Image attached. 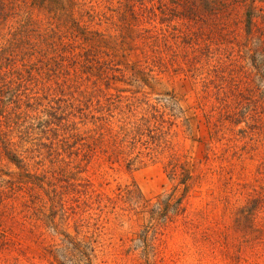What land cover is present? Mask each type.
Masks as SVG:
<instances>
[{
    "label": "rangeland",
    "instance_id": "obj_1",
    "mask_svg": "<svg viewBox=\"0 0 264 264\" xmlns=\"http://www.w3.org/2000/svg\"><path fill=\"white\" fill-rule=\"evenodd\" d=\"M200 1L3 0L9 10L4 43L19 55L28 50L51 59L43 83L53 92L45 102L56 119L69 122L68 130L93 128L98 110L122 121L176 102L183 118L163 125L172 127L176 149L194 158L197 140H206L220 157L212 153L210 176L191 192L186 216L162 231L127 195L139 191L153 199L173 189L166 159L149 154L151 143L138 144L133 158L143 155L133 164L104 156L84 162L80 176L96 194L86 201L71 193L66 213L58 199L51 207L45 192L20 183L0 206V264H264V215L247 212L264 194V118L248 137L226 132L219 142L198 109L203 82L211 80V52L243 36L245 10L222 33L206 21ZM0 167L9 176L20 173L6 161Z\"/></svg>",
    "mask_w": 264,
    "mask_h": 264
},
{
    "label": "trees",
    "instance_id": "obj_2",
    "mask_svg": "<svg viewBox=\"0 0 264 264\" xmlns=\"http://www.w3.org/2000/svg\"><path fill=\"white\" fill-rule=\"evenodd\" d=\"M200 4L207 15L206 21L222 33H228L229 28L238 24V12L245 10L243 36L235 34L229 49L221 45L211 52V80L203 82V99L198 108L210 136L216 134L221 142L226 132H232L244 139L250 135L248 129L264 118L261 94L264 90V0H201ZM8 13L6 4L0 0V166L6 161L20 173L9 176L0 167V206L8 193L15 195L18 185L25 182L45 192L51 207L58 199L62 212L66 213L70 209L68 195L71 193L81 199L85 197L86 201L96 194L91 181L80 176L85 173L84 162L88 164L94 157L104 156L106 162L129 159V164H133L143 155L138 152L133 158L138 144L151 143L154 148L147 147L151 150L149 154L158 152L166 159L165 171L173 189L153 199H146L139 191L137 194L128 190L127 195L138 213L154 220L152 227L156 230H166L177 219L185 217L191 192L201 188L210 176L212 153L220 157L211 148L210 141L197 140L194 158L176 149L172 127L163 126L174 125L171 118H183L184 112L181 108L176 110V102L162 108L148 106L143 118L131 114L122 121L112 115L107 118L104 110H98L101 116L95 119L93 128L68 130L69 122L56 119L52 104L45 102L53 92L51 86L43 83L51 59L39 55L43 58L38 60L39 56L28 50L20 51L19 55L16 46L5 45ZM186 122L190 129L189 121ZM242 124L246 129H238ZM236 143L230 139L227 145L234 148ZM64 152L73 158L66 159ZM41 199L48 205L45 197ZM247 212L252 216L257 212L264 215V194L254 200Z\"/></svg>",
    "mask_w": 264,
    "mask_h": 264
}]
</instances>
